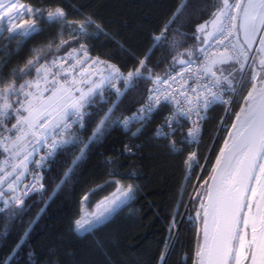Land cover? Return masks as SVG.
Returning a JSON list of instances; mask_svg holds the SVG:
<instances>
[{
    "label": "snow or ice",
    "instance_id": "obj_1",
    "mask_svg": "<svg viewBox=\"0 0 264 264\" xmlns=\"http://www.w3.org/2000/svg\"><path fill=\"white\" fill-rule=\"evenodd\" d=\"M70 7L0 0V40L8 46L15 41L20 48L44 25L60 27L61 37L70 30L72 38L51 41L48 54L34 50L23 67L10 71V61L0 60V264H41L30 243L35 220L23 221L30 198L43 197L51 179L58 181L54 192L76 183L117 130L135 140L166 110L157 135L183 157L186 178L197 167L207 172L211 157L201 165L202 155L185 146L199 143L216 105L224 111L218 135L226 132L227 138L208 179L198 177L199 191L180 205L184 213H171L155 264H169L186 222L196 229L193 264H264V0H176L139 54L88 11L90 5ZM101 38L115 46L105 59L91 54ZM157 50L161 55L153 62ZM117 52L131 57L130 68L113 62ZM138 147L126 144L125 150L134 155ZM136 191L118 185L97 211L73 220V231L92 236L94 248L104 251L109 240L102 228Z\"/></svg>",
    "mask_w": 264,
    "mask_h": 264
},
{
    "label": "trees",
    "instance_id": "obj_2",
    "mask_svg": "<svg viewBox=\"0 0 264 264\" xmlns=\"http://www.w3.org/2000/svg\"><path fill=\"white\" fill-rule=\"evenodd\" d=\"M21 2L72 6L70 11L80 4L90 5L88 11L95 12L103 18L108 29L119 34L116 38L126 42L125 47L138 54L148 47L149 32L161 27L176 5V0H21ZM42 27V32L28 38L20 48L16 47L15 41L10 46L7 44L0 46V60L10 61L8 71L12 67H23L34 50L43 48L45 54H48L47 46L53 40L59 41L62 38L71 43L70 30L61 37L60 27L56 25ZM192 43L194 41L189 40V44ZM114 47L112 42H104L101 38L96 42V49L91 54L105 59L114 51ZM52 50H55V45ZM60 55H63V52ZM160 55L161 51L157 50L153 62L159 59ZM113 62L125 63L126 69L133 63L130 56H122L119 52ZM4 71L5 65L0 63V75L4 74ZM167 114L166 110L156 114L135 140H129L122 129L113 132L103 147L96 149L92 158L83 166L81 173L76 177V183L54 192L58 181L51 179L48 182V192L43 197L37 193L30 198L31 207L23 221L27 224L29 220H35L30 243L41 258V264L46 260H58L60 264H104L108 258L115 264H155L159 251L163 248L162 242L169 235L167 226L171 213L177 208L184 213L185 209L180 205L189 203L200 173V168L197 167L195 173L186 178L183 157L169 150L167 140L156 137V130ZM223 116V108L216 106L204 123L198 146V153L202 155L200 164L204 165V158L211 157V163L207 165L208 171L203 174L204 179L209 175L211 164L215 163V156L223 146V139L227 138V133L218 135L220 119ZM126 144L139 146L138 149H133L134 155L125 150ZM191 150L186 148V152ZM51 175L55 177L56 173ZM129 184L137 189L135 199L120 208L108 226L102 228L101 231L109 240L108 247L104 251L96 250L91 243L92 236L73 231V220L82 216L84 205L92 208L111 196L118 185L127 187ZM86 194L89 199L83 201L82 198ZM41 208H44V211L37 216ZM3 225V218H0V231L3 230ZM19 225L20 221H17V226ZM112 238L117 241L115 245L111 243ZM195 243L196 229L186 222V228L180 231L169 264H193ZM2 255L4 253H0V256Z\"/></svg>",
    "mask_w": 264,
    "mask_h": 264
},
{
    "label": "built area",
    "instance_id": "obj_3",
    "mask_svg": "<svg viewBox=\"0 0 264 264\" xmlns=\"http://www.w3.org/2000/svg\"><path fill=\"white\" fill-rule=\"evenodd\" d=\"M216 106H220V105H216ZM215 106V107H216ZM220 107H222V106H220ZM223 108V107H222ZM211 112V111H210ZM210 112L208 113V117L210 116ZM163 123V122H162ZM136 127H139V125H136L134 128H133V130L135 131L136 130ZM159 128V127H158ZM157 128V129H158ZM203 129H204V124H203ZM203 129H202V133H201V137H200V140H199V143H196V142H193V143H191V144H189V145H186L185 146V148H191L192 150L191 151H197L198 152V146L200 145V141H201V138H202V134H203ZM219 129H220V126H219ZM163 131H167V129H164ZM184 131H186V128L184 129ZM223 133V135H224V133H226V132H220L219 134H222ZM156 137H159V138H162V139H165L163 136H159V135H157V130H156ZM181 137H180V134L178 133L177 134V137H176V139H180ZM166 140V139H165ZM211 170V169H210ZM210 170H209V173H210ZM203 174H204V171H201V168H200V173H199V176L198 177H203ZM31 179V177H29V180ZM200 182H202V180H199L198 178H197V180H196V183H195V190H196V188H197V186H198V184L200 183Z\"/></svg>",
    "mask_w": 264,
    "mask_h": 264
},
{
    "label": "rangeland",
    "instance_id": "obj_4",
    "mask_svg": "<svg viewBox=\"0 0 264 264\" xmlns=\"http://www.w3.org/2000/svg\"><path fill=\"white\" fill-rule=\"evenodd\" d=\"M2 44H6V42L5 41H2V40H0V46L2 45ZM207 179H208V177H206ZM205 178V179H206ZM203 183V181L202 182H200L199 184H198V186L200 185V184H202ZM197 186V188H196V190L194 189V191L192 192V196H194L195 195V192L196 191H199V187ZM112 196V195H111ZM111 196H109L108 198H111ZM105 201V199H103L102 201H100L98 204H96L94 207H92V208H90V207H88L87 205H84L83 207V214L82 215H86L87 213H91V212H95V211H97L98 210V205H100V203L101 202H104ZM123 207V206H122ZM121 207V208H122Z\"/></svg>",
    "mask_w": 264,
    "mask_h": 264
}]
</instances>
